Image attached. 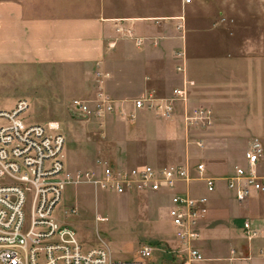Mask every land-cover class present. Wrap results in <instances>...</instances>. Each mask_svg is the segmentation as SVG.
<instances>
[{
  "label": "crops",
  "instance_id": "crops-1",
  "mask_svg": "<svg viewBox=\"0 0 264 264\" xmlns=\"http://www.w3.org/2000/svg\"><path fill=\"white\" fill-rule=\"evenodd\" d=\"M24 2L0 1V62L90 68L106 61L113 65L114 76L124 79L123 87L138 91L123 96L137 98L147 87L170 95L174 87L181 86L183 74L176 69L179 59L175 53L185 51L186 76L195 82L190 89L189 106L210 108L214 115L212 126L199 135L193 134L187 142L179 105L176 122L169 123L154 113L148 114V110H140L137 129V120L117 127L115 120L119 119L111 116L106 122V131L118 141L135 145L130 158L136 155L139 144L143 147L154 141L157 147L152 155L156 164L153 166L188 164L196 176L197 164L203 163L206 174L216 179V190L211 193L202 180H194L189 185L179 183L176 189L209 198V211L199 224L201 238L197 242L205 260L193 264H264V195L255 193L239 203L227 185V178L235 173L236 161L232 167L225 165L235 146H239L242 154L238 160L246 161L242 144L253 137L261 138L264 143V18L257 36L236 40L212 23L209 27L199 25L198 17L192 15L203 0H194L193 4L184 5L185 16L180 12L173 15L176 21L171 24V39H164L159 38L163 26L148 22L161 15L117 17L106 14L104 5L90 14H39ZM181 25L184 38L179 29ZM118 26L145 38L143 44L137 45L131 39L113 41ZM199 138L204 140L203 149L194 143ZM139 163L133 166H142ZM259 167L264 174V158ZM154 194L168 203V216L171 194ZM246 221L258 231L252 240L245 235ZM170 225L173 231L171 221ZM170 245L167 250L150 245L155 257L151 263L159 264L164 256L179 258L174 238ZM130 259L133 258L125 260Z\"/></svg>",
  "mask_w": 264,
  "mask_h": 264
},
{
  "label": "built area",
  "instance_id": "built-area-1",
  "mask_svg": "<svg viewBox=\"0 0 264 264\" xmlns=\"http://www.w3.org/2000/svg\"><path fill=\"white\" fill-rule=\"evenodd\" d=\"M194 0H183L184 5ZM118 31H124L118 26ZM127 34L141 45L145 38ZM177 71L183 74L181 86L170 95H160L148 89L142 96L131 100L135 118L140 110H149L167 120H173L178 106H182L185 139L191 141V131L209 128L214 119L207 107L189 106L190 89L195 82L186 76V53L177 52ZM30 104L25 99L17 101L12 109H0V264H151L153 247L143 245L137 257L117 260L104 242L85 248L78 231L61 221L56 211L71 185L89 184L96 194L107 192L117 195L133 193L171 194L168 216L174 227V240L179 264H193L205 260L198 248L201 238L199 224L209 211L207 196H193L178 192L179 183L189 185L202 180L209 193L216 190V179L206 174L205 164L196 166L193 176L191 167L169 165L156 167L124 166L108 158L97 159V169L72 171L66 161V137L59 122L27 123L23 114ZM75 114L101 120L109 114H123L125 109L103 89L93 98H75L71 101ZM202 147L203 140H195ZM246 165L236 166L235 173L227 178L228 188L233 190L239 203L253 194L264 195V174L260 161L264 158V143L253 137L245 153ZM72 213L77 210L72 209ZM96 221L107 218L96 212ZM249 240L258 236L251 223H244Z\"/></svg>",
  "mask_w": 264,
  "mask_h": 264
},
{
  "label": "rangeland",
  "instance_id": "rangeland-1",
  "mask_svg": "<svg viewBox=\"0 0 264 264\" xmlns=\"http://www.w3.org/2000/svg\"><path fill=\"white\" fill-rule=\"evenodd\" d=\"M24 1L26 7L34 8L39 14H90L104 5L106 14L117 17L161 15V18H153L148 22L163 26L159 38L164 39H171V24L176 21L173 20V15L180 12L182 17L185 16L186 7L183 0ZM192 16L198 17L197 23L203 27H209L212 23L213 27L220 28L231 38L243 40L251 38L254 34L257 36L264 18V0H203L202 5H199ZM179 29L184 38L183 25L179 26ZM130 39L137 44L126 31L117 30L113 41ZM175 57L178 58L177 52ZM112 71L113 65L110 66L106 61L90 68L64 64L0 62V109H12L18 100L25 99L30 104L29 109L23 114V119L27 123L59 122L66 137L67 166L72 171L97 169L98 158L113 159L114 162L122 165L133 166L139 162L142 166L156 165L152 157L157 147L154 141L145 143L143 147L139 144L136 155L130 158L131 152L135 151V145L118 141L114 138V134L111 137L106 131V122L111 116L119 119L115 120L117 127H123L136 120V129L140 126L138 116L141 111H138L135 118L127 114L133 112L131 100L134 98L123 96L124 93L128 95L138 91L134 87H123L124 79H117ZM101 89L116 99L126 112L109 114L98 120L72 111L73 99L93 98ZM147 89H155L160 95L166 94H161L154 87H147ZM151 113L154 112L148 110V114ZM163 119L169 123L178 120L177 116L173 120ZM181 123L184 128L182 121ZM202 131L192 130L191 138L193 134L196 136ZM199 140L203 139L199 138ZM250 141L242 144L243 152L247 150ZM194 143L196 144L195 141ZM204 145L198 147L203 149ZM240 157H242L241 150L239 146H235L225 160L226 167H232L235 161L234 168L245 165L246 161L238 160ZM167 205L165 200H160L159 195L154 193L117 195L101 191L96 194L93 186L80 184L66 188L56 215L61 221L71 224L78 231L85 248L98 246L104 242L110 247L114 258L125 260L137 257L143 245H152L166 250L170 248L174 230L172 231L167 216ZM75 208L77 212L72 213L71 210ZM96 212L107 220L96 221ZM153 259L155 257L151 258ZM162 259L163 261L161 260L159 264L163 262L179 264L177 262L179 258L172 259L170 256L169 259L168 256H164Z\"/></svg>",
  "mask_w": 264,
  "mask_h": 264
}]
</instances>
